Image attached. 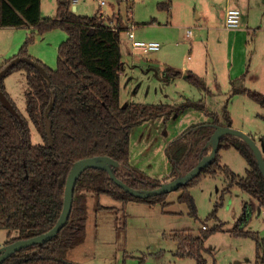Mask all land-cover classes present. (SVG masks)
<instances>
[{
  "label": "trees",
  "instance_id": "trees-1",
  "mask_svg": "<svg viewBox=\"0 0 264 264\" xmlns=\"http://www.w3.org/2000/svg\"><path fill=\"white\" fill-rule=\"evenodd\" d=\"M126 3L133 0H117ZM164 4V3H163ZM162 3L160 4L163 5ZM126 16L118 9L102 16L79 14L73 9L72 0H57L53 17L42 16L41 0H0V27L32 25L33 30L45 33L61 28L67 33L58 48V63L50 68L28 53L34 39L27 38L19 51L0 64V70L15 56H30L47 70L45 77L36 67L21 62L16 70H24L29 89L25 92L28 118L33 121L43 142L33 143L28 119L24 125L0 100V229L13 231L5 242L26 239L50 230L58 221L65 198V187L73 163L93 156H110L120 162L116 175L138 189L156 188L165 180L146 177L130 163V131L152 118L170 117L180 110L178 104L121 101V74L125 63L122 56V33L129 28ZM167 79L184 74L190 82L207 89L205 79L192 70L165 69ZM1 88L16 106L5 86ZM264 105V93L241 88ZM199 102V101H198ZM196 101L191 105H198ZM201 103V102H199ZM227 121L232 126L229 111ZM211 121L191 125L181 136L169 144L174 160L171 176L176 177L191 170L211 149L207 146L215 127L223 124L217 112H211ZM197 127V128H196ZM200 128V129H199ZM234 147L245 158L248 166L244 175L233 171L221 162L220 151ZM223 171L228 176V187L237 184L243 191L258 200L264 209V174L252 148L241 138L227 134L219 142L214 160L202 168L189 182L181 185L178 201L186 203L190 214L197 218V205L191 187L203 176L217 175ZM169 177V178H170ZM88 192L98 197L108 195L126 206L131 200L149 204L161 203L166 208L169 193L136 197L119 186L103 168H88L78 178L72 210L66 224L49 241L23 247L10 255L2 264H77L68 258L69 250L82 242L87 234ZM99 209L116 210L98 202ZM248 213L251 206H245ZM217 207L208 215H216ZM245 216V215H244ZM247 217L240 218L233 228L239 235H250L257 240L255 264H264V252L257 232L245 229ZM202 228V235L191 231L174 234L178 241L176 255L195 258L197 264H208L205 252L209 249L205 238L210 231ZM213 264H216L215 262Z\"/></svg>",
  "mask_w": 264,
  "mask_h": 264
},
{
  "label": "rangeland",
  "instance_id": "rangeland-1",
  "mask_svg": "<svg viewBox=\"0 0 264 264\" xmlns=\"http://www.w3.org/2000/svg\"><path fill=\"white\" fill-rule=\"evenodd\" d=\"M105 1L106 4L101 5V0H77L73 6H78L77 13L86 15H94L102 10L109 12L115 6L126 14L125 18L128 20L127 14L131 13L125 2ZM187 1L184 0V3ZM140 3L142 2H135L134 8L137 6L138 9L153 11L164 2L157 4V0H146L144 4ZM42 4L43 16L55 14L57 0H42ZM192 5L189 6L187 17H179L180 20L174 24L178 26L172 27L176 35L174 42L187 62L199 64L193 70L208 80L207 89L198 87L184 76L167 81V76L159 65L150 70V75L147 74L149 71L142 75V70H137L142 75L139 87L137 84L133 85V79L130 83L124 76L122 79L123 104L132 100L181 105L180 110L170 117L152 118L134 126L130 131V163L139 174L154 179L164 180L174 169V160L169 152L170 142L181 136L186 126L207 123L205 121L211 117V112H217L225 125L228 117L224 112L227 108L232 127L249 133L260 145L264 142V105L246 92L234 90V87L240 90L249 86L264 93V31L249 33L243 19L241 26L229 28L226 17H223L214 22L216 26L208 36L207 31L200 28L204 21L197 20V11H192ZM198 6L202 9L200 3ZM244 6V3H240L243 14L247 10ZM186 7L183 4L182 9ZM164 11H167L166 8ZM201 12L203 13V9ZM261 16V10L253 9L244 17H249L259 27ZM141 27L144 25L137 23L136 28ZM188 29L193 30L192 37L186 35ZM124 32L122 37L126 35L128 40V30ZM31 35L34 39L28 45L30 56L55 68L59 45L67 38L66 31L61 28L42 34L31 26L1 27L0 50L8 51V54L0 58V64L4 59L14 56ZM197 38L195 46L190 49L191 40ZM142 55L151 56L147 53ZM143 56L141 62L145 61ZM253 71L256 78L251 79ZM131 75L135 76V73ZM6 78L18 111L29 121L32 142L42 143L39 131L28 118L25 92L29 86L26 72L16 70ZM191 101L201 103L191 105ZM220 154L222 163L238 174H245L248 164L236 148L222 149ZM228 184V176L220 171L215 176H203L191 187L198 207L197 218L190 214L186 203L178 201L180 192L177 190L169 192L167 201L170 204L166 208L161 203L149 204L138 200H131L123 206L122 202L111 196L98 197L94 192H88L87 234L82 242L69 250L68 258L77 264H197L195 258L176 255L178 241L174 234L191 231L195 236L202 235L203 225L206 224L209 229L216 227L205 238L209 249L205 252L208 264H255L257 240L250 235L236 234L232 230L240 218L247 217L244 227L257 232L264 252V209L260 210L258 200L237 184L226 189ZM247 201L255 203V208L248 213L245 209ZM98 202L115 207L116 210L99 209ZM215 207L216 215L208 218ZM15 234L16 231L9 235L8 230L0 229V246Z\"/></svg>",
  "mask_w": 264,
  "mask_h": 264
},
{
  "label": "crops",
  "instance_id": "crops-1",
  "mask_svg": "<svg viewBox=\"0 0 264 264\" xmlns=\"http://www.w3.org/2000/svg\"><path fill=\"white\" fill-rule=\"evenodd\" d=\"M138 1L142 2L140 3L141 5L146 2V0H133L134 3ZM158 2H164V4L160 8L158 7V9H155V10L153 9V11L152 10L146 11L143 9H138L137 6L136 8H134L133 6L134 3L129 8L131 15L127 14L128 24L129 26L131 23L134 24V32H135L136 38L146 40V41H150V40L159 41L161 43V48L156 51L143 52L142 50L135 49L134 47H132L131 40L129 38L127 40L126 39L127 36L125 35V37L122 40V56H123V61L125 63V66L121 74V94H122V89H123L122 87L123 76L124 78H127V81H129L128 83H130V80L133 79L134 81L133 85L137 84V86L139 87L140 78L142 77V75L145 74L146 71H149L148 73L147 72L146 73L150 75V70L155 65L156 66L159 65L160 69L164 70V72H165V69H168L169 67L181 69L183 71H186V70L194 71L193 69H196L197 67H199V64L197 62H187V59H185V56L181 54V50L175 46L174 37L176 35H175L174 30L172 29V27L178 26V24L175 26L174 24H176V22L180 20L179 17H184V18L187 17L188 9H189V6H191V4L194 5V7L192 5L193 8L191 7L192 11L193 10L194 12L197 11V20L204 21L203 22L204 24L200 25V28L202 30L207 31L208 36H209L210 30L215 28L216 26L214 22H216V20H219V18L226 17L227 9L232 6H238L241 9L240 3H244L246 5L244 7L247 8V10L244 11V14H243L242 9L241 11H242V19L244 20V24L247 25L249 33L256 34L259 31H262V30L264 31V0H188L187 3H184V0H168V1L167 0H157V4ZM198 3L201 4L203 13L201 12L202 9L199 8ZM232 3H235V4L232 5ZM183 4L187 5L185 9L184 8L182 9ZM42 7H43V4L41 0V11H42ZM164 8H166L167 11H164ZM73 9L77 11L78 6L75 4L73 6ZM253 9H258V10H261L262 12L259 27L257 26L258 24H253L249 17L247 18L244 17L245 15H249V12ZM56 11H55V14L52 16H43V15L42 16L43 18L53 17L56 15ZM117 11H118V7H115V6H113V8L110 9L109 12H105L104 10H102V12L105 15L113 14L114 12H117ZM123 15L126 16V14L124 13ZM242 22L243 21L241 20L240 26L242 25ZM137 23L143 24L144 27L136 28ZM28 26L32 27V25H28ZM181 27L184 28L185 26H181ZM170 29L172 31H170ZM188 30H192V29H188ZM186 33L188 37L193 36V30H192L191 35H188V31ZM145 37H148V38H145ZM191 41H192L191 42L192 45L190 49H193V46H195V43L196 41H198V38L195 40L192 39ZM140 52L145 53V54L146 53L150 54L151 56L145 57L143 56L144 54L142 55V53ZM151 53H154V54H151ZM7 54H8V51L2 52L0 50V58L5 57ZM141 56L144 57L143 59H145V61L141 62ZM188 57L190 59L193 58L191 56H188ZM147 64H148L149 70H147ZM139 69L142 70V75L140 74V72H137V70ZM248 71L250 70L248 69ZM194 72L196 73V71ZM132 73H135V76L134 75L132 76L131 75ZM183 76L184 74L180 77L182 78ZM255 76H256V73L253 71L250 78L251 79L256 78ZM180 77H177V78H180ZM177 78L167 79L166 77V80L171 81ZM206 83L208 84V80L206 81ZM5 86H6L8 93L11 95L9 84L7 83V78L5 79ZM245 88L252 89V87H249V86L247 87L245 86ZM121 101H122V98H121ZM131 102H136V101L131 100ZM168 104H173V103H168ZM206 121L208 122L207 124H211L209 123V121H211L210 118L207 119ZM189 126H191V124ZM189 126H186L183 132H185L187 128H189ZM170 176L171 174L166 176L164 180L168 181L172 179L173 176L172 177ZM246 203H248V205L251 206L252 209L255 208V203L253 201H250V202L247 201ZM260 210H261V207H260Z\"/></svg>",
  "mask_w": 264,
  "mask_h": 264
},
{
  "label": "water",
  "instance_id": "water-1",
  "mask_svg": "<svg viewBox=\"0 0 264 264\" xmlns=\"http://www.w3.org/2000/svg\"><path fill=\"white\" fill-rule=\"evenodd\" d=\"M21 62H26L36 67L47 78H49V74L46 68L41 63H39L32 57L26 55H18L13 57L0 70V100L2 101L3 105L19 119L20 123L24 125L25 123L21 113L18 111L17 107L1 88V82L3 78L6 77L8 72L13 67H15ZM213 125L215 127V130L213 131L210 140L207 142V145L211 147L209 153L202 157L199 162L195 165V167H193L188 172L179 174L178 176L168 181H164L161 183L160 186L156 188L138 189L132 187L131 185L123 181L115 173V167H118L120 165V162L110 156H93L75 161L67 178L64 206L56 224L47 232L26 239H17L15 241L5 243L0 246V264H2L10 255L18 251L19 249L29 246L31 244L47 242L61 230V228L66 224L72 210L74 191L77 180L80 175L88 168L94 167L106 169L109 172L110 177L119 186H121L124 190L136 197L147 198L152 195L169 193L173 190H177L181 185L189 182L191 179H193L200 173L202 168L211 163L219 150V142L221 138L227 134H230L241 138L252 148L259 164V167L264 174V142H262V145H260L252 135L243 130L236 129L232 126L223 124Z\"/></svg>",
  "mask_w": 264,
  "mask_h": 264
},
{
  "label": "built area",
  "instance_id": "built-area-1",
  "mask_svg": "<svg viewBox=\"0 0 264 264\" xmlns=\"http://www.w3.org/2000/svg\"><path fill=\"white\" fill-rule=\"evenodd\" d=\"M77 0H72V3H75ZM106 4L105 0H101V5ZM102 16L105 14L100 11ZM242 20V11L238 6H232L227 9L226 12V25L229 28H237L240 26ZM192 30H188V35H191ZM128 38L131 40V44L135 49L142 50L143 52L156 51L161 48V43L155 40H142L137 39L134 32V24H130L128 28ZM203 228H208L206 224L203 225Z\"/></svg>",
  "mask_w": 264,
  "mask_h": 264
}]
</instances>
